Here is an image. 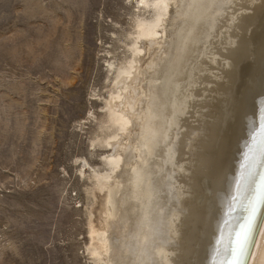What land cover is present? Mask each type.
I'll return each mask as SVG.
<instances>
[{
  "label": "bare ground",
  "instance_id": "obj_1",
  "mask_svg": "<svg viewBox=\"0 0 264 264\" xmlns=\"http://www.w3.org/2000/svg\"><path fill=\"white\" fill-rule=\"evenodd\" d=\"M167 1L106 104L117 133L111 171L93 175L92 254L264 264V0Z\"/></svg>",
  "mask_w": 264,
  "mask_h": 264
},
{
  "label": "rangeland",
  "instance_id": "obj_2",
  "mask_svg": "<svg viewBox=\"0 0 264 264\" xmlns=\"http://www.w3.org/2000/svg\"><path fill=\"white\" fill-rule=\"evenodd\" d=\"M153 2L0 0V264H107L93 175L111 171L106 104Z\"/></svg>",
  "mask_w": 264,
  "mask_h": 264
},
{
  "label": "snow or ice",
  "instance_id": "obj_3",
  "mask_svg": "<svg viewBox=\"0 0 264 264\" xmlns=\"http://www.w3.org/2000/svg\"><path fill=\"white\" fill-rule=\"evenodd\" d=\"M261 119L264 120V109L261 110ZM254 211V208H253Z\"/></svg>",
  "mask_w": 264,
  "mask_h": 264
}]
</instances>
